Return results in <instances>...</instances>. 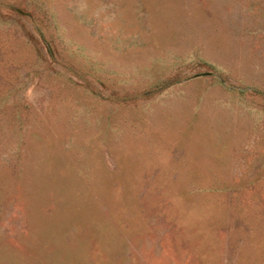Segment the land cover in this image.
Segmentation results:
<instances>
[{"label":"rangeland","instance_id":"1","mask_svg":"<svg viewBox=\"0 0 264 264\" xmlns=\"http://www.w3.org/2000/svg\"><path fill=\"white\" fill-rule=\"evenodd\" d=\"M0 264H264V0H0Z\"/></svg>","mask_w":264,"mask_h":264}]
</instances>
